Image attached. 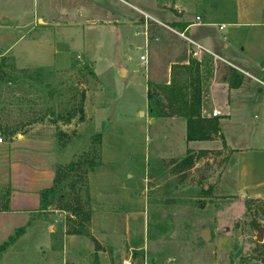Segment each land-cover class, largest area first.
I'll list each match as a JSON object with an SVG mask.
<instances>
[{"label":"rangeland","instance_id":"374dc122","mask_svg":"<svg viewBox=\"0 0 264 264\" xmlns=\"http://www.w3.org/2000/svg\"><path fill=\"white\" fill-rule=\"evenodd\" d=\"M146 2L154 6L155 0ZM159 3L164 11L144 10L177 20L165 23L120 1L123 12L127 7L140 25L118 23L92 34L93 48L79 49L85 56L74 55L70 65L20 68L12 56H0V135L55 139L63 179L44 211L53 214L58 227L48 255L32 247L1 264H264V197L240 193L241 184L253 173L260 178L264 169V149L250 150L261 147L256 137L264 131V109L234 110L224 124L230 144L239 148L235 152L222 133L186 148L185 117L158 116L150 122L148 91L172 110L164 85L172 81L188 94L192 90L190 73L179 66L188 64V32L183 31L188 0ZM82 35L76 46L84 44ZM145 53L148 65L140 58ZM209 69L201 73L204 87ZM82 91L85 120L54 122L77 106ZM216 96L218 102L225 99L220 92ZM202 116H214L207 99ZM189 149L205 152L179 171L174 162ZM84 157L94 158L95 166L87 172L84 165L70 167ZM78 198L90 220L83 234H70L80 226V216L61 207ZM4 199L0 190L1 204ZM205 229L210 239L202 237Z\"/></svg>","mask_w":264,"mask_h":264},{"label":"crops","instance_id":"0c3cea01","mask_svg":"<svg viewBox=\"0 0 264 264\" xmlns=\"http://www.w3.org/2000/svg\"><path fill=\"white\" fill-rule=\"evenodd\" d=\"M120 1L150 18L165 23L177 20L173 14L162 20L144 10L156 6L164 11L159 0L154 6L146 0H0V56H12L20 68L70 65L74 55L85 56V50L79 49L93 48L92 34L108 31L118 23L140 25L127 7L123 12ZM214 14L226 20L213 19ZM183 31L188 32V64L192 58L199 61L202 75L210 65L206 87L202 76V109L207 99L213 110L221 112L222 138L235 152L239 148L230 144L224 124L230 122L234 110L264 109V84L260 82L264 81V0H188V24ZM78 33H83L84 44L76 46ZM234 74L241 77L238 86L231 85ZM216 92L225 98L222 102L217 101ZM254 136L256 133L250 135V141ZM256 139L261 147L250 150L263 151L264 131ZM195 141L206 140L188 141L185 135L186 148ZM56 147L55 139L31 134L0 142V190L4 194L5 189L10 190L8 208L0 209V244L24 227V232L1 253L0 264L8 256L30 253L32 247L45 256L52 249V236L58 227L53 214L44 212L41 193L55 182ZM263 171L262 167L260 178L253 173L251 181L241 184L246 198L264 197Z\"/></svg>","mask_w":264,"mask_h":264},{"label":"trees","instance_id":"16d2710c","mask_svg":"<svg viewBox=\"0 0 264 264\" xmlns=\"http://www.w3.org/2000/svg\"><path fill=\"white\" fill-rule=\"evenodd\" d=\"M2 60H5V58H2ZM200 63L199 61L193 59L190 61L189 64L185 65H179L182 68H186V71L190 73V83L192 85V90L188 94V92H184L181 87L176 88V83L170 85H164L169 91L167 95V100L172 108V110H168L167 105L164 106V103L160 99H155V95L151 94L149 91L147 93L148 95V105L150 109V114L152 117H158V116H166V115H177L185 117L187 120V131H186V139L188 141L190 140H209L212 139L215 135H221V128H220V116H211V117H204L202 116V105L204 100V94H203V88H202V75H201V69H200ZM241 83V77L238 74H234L233 80L231 81L232 86H238ZM86 93L82 91L81 93V99L79 100V103L77 106L69 111L65 116L62 115L60 117L55 118L54 122H58L59 120H62L64 123H71V121L78 116L79 120L84 121L86 117L85 113V102ZM16 131H12L10 134L14 135ZM98 137H101V134H98ZM101 141V139H98ZM224 144H226L224 140ZM205 151L201 150L198 155H202ZM192 150L189 149L187 155L183 157L179 161H175L174 163L179 166L177 168L179 171H182L185 168H190L194 162L196 157L198 156ZM95 159L90 157H84L81 158V160H78L77 162L72 161L70 163V167L74 168L78 166L77 168L83 167L84 172H87L91 168L95 166ZM61 169L60 167L56 170V178L54 185L45 189L41 193V200H42V208L46 209V206L50 204L51 201H48L49 196L56 191L57 186L63 181V179L60 176ZM76 183V180L71 183V185H74ZM5 199L0 205V209H7L8 208V196L10 194L9 189H5ZM76 203L74 205H71L70 203H67L63 207H61L64 210L71 211L76 216H80L79 219V227L72 228L68 233L70 234H83L84 233V226L85 222L90 220V212L85 211L82 204L79 202V198L75 200ZM71 220L72 218L69 217ZM24 232V227L18 228L14 234L10 235L8 240L4 241L2 244H0V256L1 253L6 250V248L14 242L20 234ZM263 254V260H264V252Z\"/></svg>","mask_w":264,"mask_h":264},{"label":"built area","instance_id":"2783aa9c","mask_svg":"<svg viewBox=\"0 0 264 264\" xmlns=\"http://www.w3.org/2000/svg\"><path fill=\"white\" fill-rule=\"evenodd\" d=\"M197 19H200V16H197ZM198 47H199V48H202L200 45H198ZM193 54H194L195 56L198 55V51H197V50H194V51H193ZM140 58H141V61H142V63H143L144 65H148L149 58H148V55H147L146 53H145V54H142V55L140 56ZM260 82L264 84V81L260 80ZM213 114H214V116H219V115L221 114V112H220L219 110H217V109H214V110H213ZM3 140H4L3 137L0 135V142H2Z\"/></svg>","mask_w":264,"mask_h":264},{"label":"water","instance_id":"95a60500","mask_svg":"<svg viewBox=\"0 0 264 264\" xmlns=\"http://www.w3.org/2000/svg\"><path fill=\"white\" fill-rule=\"evenodd\" d=\"M124 72V70L122 71V73ZM241 193H244V191L241 190ZM202 237H204L205 239H210L211 238V231L210 229H205L202 233ZM257 237L259 240H262L263 239V234L261 231H259V233L257 234Z\"/></svg>","mask_w":264,"mask_h":264}]
</instances>
